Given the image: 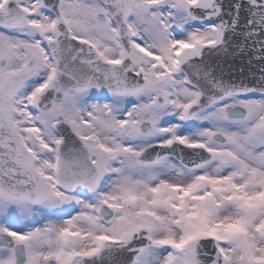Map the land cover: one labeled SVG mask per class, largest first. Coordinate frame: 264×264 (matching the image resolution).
I'll return each mask as SVG.
<instances>
[{"label":"snow or ice","instance_id":"obj_1","mask_svg":"<svg viewBox=\"0 0 264 264\" xmlns=\"http://www.w3.org/2000/svg\"><path fill=\"white\" fill-rule=\"evenodd\" d=\"M233 40L264 65V0H0V264H264Z\"/></svg>","mask_w":264,"mask_h":264},{"label":"water","instance_id":"obj_2","mask_svg":"<svg viewBox=\"0 0 264 264\" xmlns=\"http://www.w3.org/2000/svg\"><path fill=\"white\" fill-rule=\"evenodd\" d=\"M233 0H224V4L227 6L232 3ZM240 41L233 40L232 47L225 52H211L206 55L207 62L213 67L217 73H223L225 79H245L246 81H251L253 84L255 80L253 77H258L260 69L264 65L256 61L254 56H250L247 52L240 54L239 51H234L237 43ZM255 55H258L256 53ZM251 60V63L249 61ZM179 151V150H178ZM189 150H185L186 157L188 156ZM190 158H195L190 157ZM187 162V160H186Z\"/></svg>","mask_w":264,"mask_h":264}]
</instances>
